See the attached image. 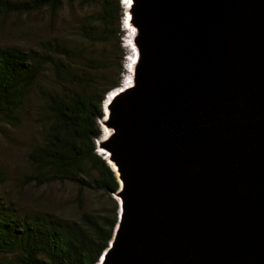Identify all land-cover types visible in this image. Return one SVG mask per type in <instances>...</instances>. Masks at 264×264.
Instances as JSON below:
<instances>
[{"label": "water", "instance_id": "obj_1", "mask_svg": "<svg viewBox=\"0 0 264 264\" xmlns=\"http://www.w3.org/2000/svg\"><path fill=\"white\" fill-rule=\"evenodd\" d=\"M126 7L139 59L104 102L119 216L98 264H264V0Z\"/></svg>", "mask_w": 264, "mask_h": 264}, {"label": "trees", "instance_id": "obj_2", "mask_svg": "<svg viewBox=\"0 0 264 264\" xmlns=\"http://www.w3.org/2000/svg\"><path fill=\"white\" fill-rule=\"evenodd\" d=\"M64 1L0 0V13L42 8L56 12ZM122 11L119 0H99L98 11L88 20L94 27L82 41L98 44L119 34ZM76 45L81 46L53 37L28 49L0 46V119H16L32 93L39 100L40 139L27 153L32 171L25 182H70L78 196L92 191L106 199L77 219L52 213L22 215L0 201V256L12 255L14 264H96L118 224L119 205L113 195L120 183L97 140L104 102L123 83L119 73L124 69L119 65V72L112 74L103 56L79 59L82 50Z\"/></svg>", "mask_w": 264, "mask_h": 264}, {"label": "rangeland", "instance_id": "obj_3", "mask_svg": "<svg viewBox=\"0 0 264 264\" xmlns=\"http://www.w3.org/2000/svg\"><path fill=\"white\" fill-rule=\"evenodd\" d=\"M119 2L123 9L120 33L111 36L107 42L94 44L91 39L88 42L82 41L85 38L83 34L88 32L89 27H94L88 20L98 11L99 0H65L56 12L42 8L22 14L0 13V46L28 49L53 37L65 39L72 44L80 43L81 46L76 45L82 50L79 59L92 55L106 57L112 74H117L121 65L124 72L122 74L121 71L119 75L125 81L128 74L126 66L131 61V53L136 50L133 38L137 37V32L135 25L126 19V0ZM43 78L51 80L48 76ZM38 101L37 95L32 93L17 111L16 119H0V170L3 175L0 180V201L12 206L22 215L52 213L77 219L81 212L100 207L106 199L92 191H83L78 196L77 187L70 182L36 186L24 180L32 171L27 153L31 145L40 139L41 129L36 121ZM104 111L106 113L105 109ZM100 125L101 137L97 140V145L100 152H104L101 142L112 133L106 130L107 127H112L101 120ZM114 196L115 194L113 198L118 202L119 199ZM98 263L99 261L96 264ZM0 264H14L12 255L0 256Z\"/></svg>", "mask_w": 264, "mask_h": 264}, {"label": "bare ground", "instance_id": "obj_4", "mask_svg": "<svg viewBox=\"0 0 264 264\" xmlns=\"http://www.w3.org/2000/svg\"><path fill=\"white\" fill-rule=\"evenodd\" d=\"M132 2H133V0H126V3L131 4ZM126 15H127L128 21L130 22L132 15H131V12L129 11V8H128V12H127ZM134 28L135 27H133V29ZM135 31H136V28H135ZM134 39L135 38H133V40ZM135 49H136L135 52H134L135 54L134 53H131V61H129V64L127 65V69H129V68L130 69L128 70V74L125 77L124 83H122L116 90L112 91V94H109L108 95L107 101L110 100L111 97H113L115 95V93L118 92L119 90H125V89H127V88H129V87H131V86L134 85L135 81H134V75H133V73L135 72V66L137 65L138 59H139V50H138V47L136 46ZM105 110H106V113H108L107 107H105ZM106 130H108L110 133L112 132V129H109L108 127H107ZM110 164L112 165L113 169H116V165H114V163L112 161H110Z\"/></svg>", "mask_w": 264, "mask_h": 264}, {"label": "clouds", "instance_id": "obj_5", "mask_svg": "<svg viewBox=\"0 0 264 264\" xmlns=\"http://www.w3.org/2000/svg\"><path fill=\"white\" fill-rule=\"evenodd\" d=\"M126 19H127V15H126ZM105 153V152H104ZM106 155V154H105ZM107 156V155H106Z\"/></svg>", "mask_w": 264, "mask_h": 264}]
</instances>
